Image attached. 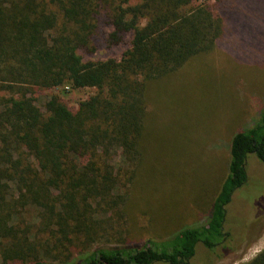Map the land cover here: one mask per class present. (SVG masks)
<instances>
[{
    "label": "trees",
    "instance_id": "obj_1",
    "mask_svg": "<svg viewBox=\"0 0 264 264\" xmlns=\"http://www.w3.org/2000/svg\"><path fill=\"white\" fill-rule=\"evenodd\" d=\"M229 1L0 0V239L12 236L17 247L6 258L68 264L22 250L26 238H16V228L27 221L17 214L27 206L46 235L61 233L69 244L92 231L95 210L110 223L126 213L137 225L130 202L149 189L143 178L156 114L167 110L180 68L220 45L233 52L249 39L257 45L256 29L228 27L236 9L225 11ZM126 43L118 59L91 58ZM64 87L94 91L72 110ZM47 89L56 92L37 106L34 95ZM249 155L264 165V100L252 125L228 142L227 175L205 222L164 239L83 248L75 264H191L198 243L210 250L225 241L226 206L247 184ZM243 264H264V249Z\"/></svg>",
    "mask_w": 264,
    "mask_h": 264
},
{
    "label": "rangeland",
    "instance_id": "obj_2",
    "mask_svg": "<svg viewBox=\"0 0 264 264\" xmlns=\"http://www.w3.org/2000/svg\"><path fill=\"white\" fill-rule=\"evenodd\" d=\"M206 1L213 4L216 0ZM224 4L225 11L236 5L228 27L248 33L256 29L257 45L249 39L239 52L220 45L211 55L197 57L180 68L168 90L171 96L164 103L167 110L156 114L162 118L156 119L158 133L146 157L150 171L143 178V182L149 180V189L130 202L133 210L140 212L137 225L127 223L126 213L114 215L110 223L109 213L95 210L92 231L85 239L80 237L69 244L61 241V233H52L56 237L51 238L46 235L48 231H43L44 225L36 219V209L27 206L17 214L18 220L27 221L23 228H16V238H26L23 251L42 260L75 264L83 248L102 243L117 246L126 240L152 237L164 239L177 230L205 222L208 208L227 175L228 142L233 133L252 125L264 100V1L235 0L232 5L231 1ZM258 23L262 26L257 27ZM127 44L101 50L91 58L118 59ZM60 90L72 110L94 91L66 87ZM53 92L56 89L34 95L37 106L41 107L45 95ZM246 172L247 184L235 191L226 206L225 241L210 250L198 243L191 264H243L264 249V165L249 155ZM8 238L14 237L0 239V264H25L27 257L6 258L12 255L9 250L17 249Z\"/></svg>",
    "mask_w": 264,
    "mask_h": 264
}]
</instances>
